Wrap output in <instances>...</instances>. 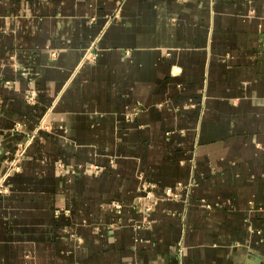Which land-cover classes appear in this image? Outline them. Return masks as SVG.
Segmentation results:
<instances>
[{
  "label": "crops",
  "instance_id": "1",
  "mask_svg": "<svg viewBox=\"0 0 264 264\" xmlns=\"http://www.w3.org/2000/svg\"><path fill=\"white\" fill-rule=\"evenodd\" d=\"M30 138L0 264L264 262V0H0V181Z\"/></svg>",
  "mask_w": 264,
  "mask_h": 264
},
{
  "label": "built area",
  "instance_id": "2",
  "mask_svg": "<svg viewBox=\"0 0 264 264\" xmlns=\"http://www.w3.org/2000/svg\"><path fill=\"white\" fill-rule=\"evenodd\" d=\"M32 138V137H31ZM31 138L29 139V141H27L26 144L23 145L22 150L19 152V154L9 163L8 166V170L7 172L4 174L3 178L0 181V194H5L8 192V188L7 186L4 184V179L6 178V176L9 174L10 171H19L20 165H19V160L22 156V154L25 152L26 147L28 146V144L31 142ZM166 193L169 195L171 193L170 189L166 190ZM147 206V210L152 209V204H148Z\"/></svg>",
  "mask_w": 264,
  "mask_h": 264
},
{
  "label": "water",
  "instance_id": "3",
  "mask_svg": "<svg viewBox=\"0 0 264 264\" xmlns=\"http://www.w3.org/2000/svg\"><path fill=\"white\" fill-rule=\"evenodd\" d=\"M252 264H264V262L261 260H259V261L255 260V262H252Z\"/></svg>",
  "mask_w": 264,
  "mask_h": 264
},
{
  "label": "rangeland",
  "instance_id": "4",
  "mask_svg": "<svg viewBox=\"0 0 264 264\" xmlns=\"http://www.w3.org/2000/svg\"><path fill=\"white\" fill-rule=\"evenodd\" d=\"M94 168H96V166H93Z\"/></svg>",
  "mask_w": 264,
  "mask_h": 264
}]
</instances>
